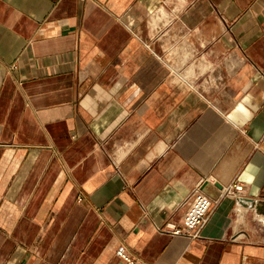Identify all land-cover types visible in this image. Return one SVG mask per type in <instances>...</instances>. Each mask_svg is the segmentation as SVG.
<instances>
[{
  "label": "crops",
  "instance_id": "1",
  "mask_svg": "<svg viewBox=\"0 0 264 264\" xmlns=\"http://www.w3.org/2000/svg\"><path fill=\"white\" fill-rule=\"evenodd\" d=\"M257 201L264 0H0V264H264Z\"/></svg>",
  "mask_w": 264,
  "mask_h": 264
},
{
  "label": "built area",
  "instance_id": "2",
  "mask_svg": "<svg viewBox=\"0 0 264 264\" xmlns=\"http://www.w3.org/2000/svg\"><path fill=\"white\" fill-rule=\"evenodd\" d=\"M202 181L198 183L192 192L185 199L187 204V211L185 212L182 220L175 224L167 221L162 228H166L173 234H185L191 238H197L200 230L205 226L208 221L215 202L212 204L210 198L201 188ZM244 183L240 179H234L232 182L224 185L221 189V198L224 196H232L235 199H243L244 194ZM117 254L121 256L127 264H139L140 262L132 256L128 251L127 247L121 245L117 249Z\"/></svg>",
  "mask_w": 264,
  "mask_h": 264
},
{
  "label": "water",
  "instance_id": "3",
  "mask_svg": "<svg viewBox=\"0 0 264 264\" xmlns=\"http://www.w3.org/2000/svg\"><path fill=\"white\" fill-rule=\"evenodd\" d=\"M255 207L256 209L260 212V213H263L264 214V201H257L255 203Z\"/></svg>",
  "mask_w": 264,
  "mask_h": 264
},
{
  "label": "rangeland",
  "instance_id": "4",
  "mask_svg": "<svg viewBox=\"0 0 264 264\" xmlns=\"http://www.w3.org/2000/svg\"><path fill=\"white\" fill-rule=\"evenodd\" d=\"M262 217V216H261ZM262 221L257 220V224H259V226L262 228V232H264V224L261 223Z\"/></svg>",
  "mask_w": 264,
  "mask_h": 264
}]
</instances>
